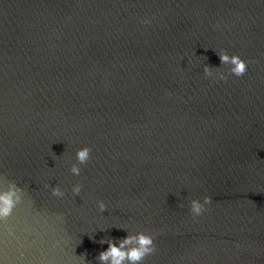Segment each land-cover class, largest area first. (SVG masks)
<instances>
[{
	"label": "water",
	"instance_id": "95a60500",
	"mask_svg": "<svg viewBox=\"0 0 264 264\" xmlns=\"http://www.w3.org/2000/svg\"><path fill=\"white\" fill-rule=\"evenodd\" d=\"M220 50L242 77H205ZM8 182L0 264H99L101 239L141 231L142 264H264V0H0Z\"/></svg>",
	"mask_w": 264,
	"mask_h": 264
},
{
	"label": "clouds",
	"instance_id": "9594fccd",
	"mask_svg": "<svg viewBox=\"0 0 264 264\" xmlns=\"http://www.w3.org/2000/svg\"><path fill=\"white\" fill-rule=\"evenodd\" d=\"M150 21L145 19L143 23L148 24ZM220 60V65L227 67V74L220 71L219 67L205 65L203 72L205 77L211 78L214 82L216 79L226 81L228 74L236 77H242L248 68V62L238 55H229L226 50H220L216 53ZM215 70V71H214ZM91 158V149L83 147L76 152V161L73 163L69 171L74 175H79L81 172L80 165L87 164ZM45 187H48L45 185ZM82 185L75 184L71 191L74 196H79ZM51 195L55 197H63L64 191L57 185L51 188ZM23 189L18 187L15 182H8L4 190L0 191V221H7L12 215L14 208L22 202ZM212 198L204 196L201 202L198 199L190 201L189 211L193 217L200 216L205 210L206 205L211 204ZM97 207L101 213L105 212L107 205L104 201H97ZM57 219L63 220V214H60ZM123 230V229H122ZM101 244H107L106 250L101 251L95 258L99 264H142L144 259L155 252V243L153 235L146 232H128L127 236L120 239L103 238L99 241ZM85 259V257H84Z\"/></svg>",
	"mask_w": 264,
	"mask_h": 264
}]
</instances>
